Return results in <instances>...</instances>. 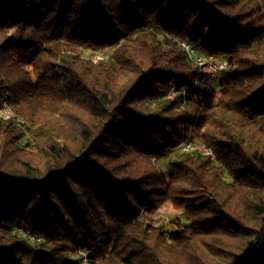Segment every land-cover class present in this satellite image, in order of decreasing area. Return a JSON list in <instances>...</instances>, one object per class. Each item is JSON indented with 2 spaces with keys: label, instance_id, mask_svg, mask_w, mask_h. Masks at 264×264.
Wrapping results in <instances>:
<instances>
[{
  "label": "trees",
  "instance_id": "16d2710c",
  "mask_svg": "<svg viewBox=\"0 0 264 264\" xmlns=\"http://www.w3.org/2000/svg\"><path fill=\"white\" fill-rule=\"evenodd\" d=\"M3 103L0 264H264V0H0Z\"/></svg>",
  "mask_w": 264,
  "mask_h": 264
},
{
  "label": "rangeland",
  "instance_id": "374dc122",
  "mask_svg": "<svg viewBox=\"0 0 264 264\" xmlns=\"http://www.w3.org/2000/svg\"><path fill=\"white\" fill-rule=\"evenodd\" d=\"M196 50V53L198 55H202L200 54L197 49L195 48ZM88 56V55H87ZM95 56H98V55H90L91 59H94ZM189 56V55H188ZM99 57H102V56H99ZM189 58L195 63V60L189 56ZM215 60V59H214ZM216 62V61H215ZM217 63V62H216ZM197 65V64H196ZM198 66V65H197ZM199 68V66H198ZM200 70V69H199ZM201 71V70H200ZM213 87L215 88V90H218V84L215 83L213 85ZM10 109V108H9ZM11 113H12V116L10 117H13L14 116V113L13 111L10 109ZM0 117H3L2 115H0ZM175 156H176V151H173L171 153H169L167 156L163 157L162 159H160L158 162H157V165L159 166L161 172L165 175H167L168 171H169V166H170V163L173 162L175 160ZM178 214L177 211L173 210L172 207L170 206V204L166 203L164 204L163 206H161L157 211H155V213L153 214V218L154 219H162L164 222H165V226L167 225V229H170V226H169V221H171V219H173L176 215ZM30 241H34L32 240L31 238L29 239ZM40 239H38L37 241H39Z\"/></svg>",
  "mask_w": 264,
  "mask_h": 264
},
{
  "label": "built area",
  "instance_id": "2783aa9c",
  "mask_svg": "<svg viewBox=\"0 0 264 264\" xmlns=\"http://www.w3.org/2000/svg\"><path fill=\"white\" fill-rule=\"evenodd\" d=\"M186 46L187 51L191 52V57L195 60V62H203V65L205 67V74L208 78V80L212 81L217 77L218 72L225 68L226 62L223 63H216L213 56L210 55H198L196 53L195 47L188 43H184ZM0 108H8V106H3V104L0 105ZM187 146H194L190 142H183L179 145V149L183 150V148ZM205 154L209 155V152L207 150H203ZM21 231V230H20ZM30 238L34 240H38L40 238L32 237L31 235H28Z\"/></svg>",
  "mask_w": 264,
  "mask_h": 264
},
{
  "label": "bare ground",
  "instance_id": "6f19581e",
  "mask_svg": "<svg viewBox=\"0 0 264 264\" xmlns=\"http://www.w3.org/2000/svg\"><path fill=\"white\" fill-rule=\"evenodd\" d=\"M182 46L184 47V49H185V51L187 52V54L191 57V52H190V51H187L186 46H185L184 43H182ZM99 58H100L99 56H95V57H94L95 60H98ZM195 63L199 66V69L201 70V72H202L203 74H205V67H204V65H203V62H195ZM226 65H227V64H226ZM226 65H225V67H226ZM3 106H7V105H6L5 103H3ZM0 115H2L3 117H10V116H12V113H11L9 107H8V108H0ZM188 149H199V150H201L203 153H205L203 150H207V151L209 152V155H212V152H211L209 149H205V148H202V147L197 146V145H194V146H187V147L183 148V151H184V150H188ZM21 231H22V230H21ZM22 232H23V231H22ZM25 235H26L29 239H30V237H29L28 235H31L32 237H35L34 235H32V234H30V233H28V232H26ZM31 239H32V238H31ZM32 240H34V239H32Z\"/></svg>",
  "mask_w": 264,
  "mask_h": 264
}]
</instances>
